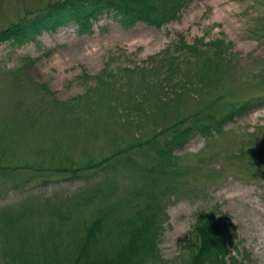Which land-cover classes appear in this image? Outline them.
Masks as SVG:
<instances>
[{
    "label": "rangeland",
    "instance_id": "1",
    "mask_svg": "<svg viewBox=\"0 0 264 264\" xmlns=\"http://www.w3.org/2000/svg\"><path fill=\"white\" fill-rule=\"evenodd\" d=\"M54 1L0 0V30ZM101 218L110 258L138 230L136 264H190L211 218L226 262L264 264V0H182L160 26L104 14L0 43V264H77Z\"/></svg>",
    "mask_w": 264,
    "mask_h": 264
},
{
    "label": "trees",
    "instance_id": "2",
    "mask_svg": "<svg viewBox=\"0 0 264 264\" xmlns=\"http://www.w3.org/2000/svg\"><path fill=\"white\" fill-rule=\"evenodd\" d=\"M181 2L182 0H56L38 10L30 18H21L1 29L0 43L9 42L14 46H21L42 34L54 33L72 23L76 24L79 30H85L89 27L90 21L104 14H112L124 28H130L136 23L152 27L160 26L175 17ZM252 106L253 102L248 100L233 107L215 124L220 125L223 120L239 116ZM195 123L196 120H193L189 127L177 132L166 146L171 147L174 144L179 146L184 143L185 137ZM106 160L109 158L104 161ZM108 228L107 222H103L102 218L90 222L79 245L77 264H136L144 259L142 253L147 250V243L144 241L146 235H142L138 230L128 232L129 237H126L125 231L121 232L123 243L118 246L115 256L110 258L101 255L99 250L101 244L105 241L109 243L111 238L103 239L100 233H108ZM224 228L221 222L211 218H202L196 224L194 230L198 244L191 255L190 264H240L232 259L230 262L225 261L227 248L224 237L227 236V231Z\"/></svg>",
    "mask_w": 264,
    "mask_h": 264
}]
</instances>
